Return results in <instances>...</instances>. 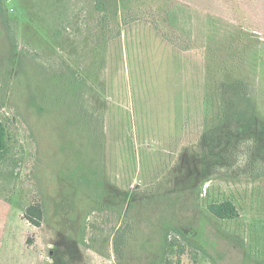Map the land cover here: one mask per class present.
Here are the masks:
<instances>
[{
  "label": "rangeland",
  "instance_id": "obj_1",
  "mask_svg": "<svg viewBox=\"0 0 264 264\" xmlns=\"http://www.w3.org/2000/svg\"><path fill=\"white\" fill-rule=\"evenodd\" d=\"M0 121V264H264V0H0Z\"/></svg>",
  "mask_w": 264,
  "mask_h": 264
},
{
  "label": "trees",
  "instance_id": "obj_2",
  "mask_svg": "<svg viewBox=\"0 0 264 264\" xmlns=\"http://www.w3.org/2000/svg\"><path fill=\"white\" fill-rule=\"evenodd\" d=\"M6 134V128L0 121V150H3L6 147ZM209 210L212 214L219 218L231 217L236 214V207L231 202L212 204L209 207Z\"/></svg>",
  "mask_w": 264,
  "mask_h": 264
}]
</instances>
